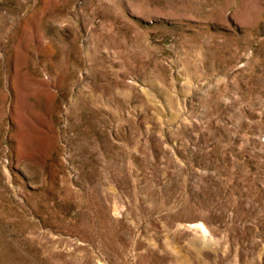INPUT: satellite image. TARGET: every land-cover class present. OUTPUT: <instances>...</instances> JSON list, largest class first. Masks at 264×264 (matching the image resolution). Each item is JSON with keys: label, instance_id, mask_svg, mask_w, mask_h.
Wrapping results in <instances>:
<instances>
[{"label": "rangeland", "instance_id": "obj_1", "mask_svg": "<svg viewBox=\"0 0 264 264\" xmlns=\"http://www.w3.org/2000/svg\"><path fill=\"white\" fill-rule=\"evenodd\" d=\"M0 264H264V0H0Z\"/></svg>", "mask_w": 264, "mask_h": 264}]
</instances>
